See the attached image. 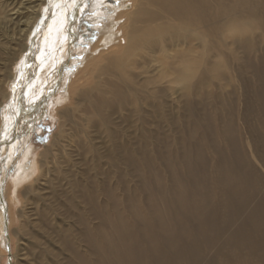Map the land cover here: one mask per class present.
<instances>
[{
  "label": "bare ground",
  "instance_id": "6f19581e",
  "mask_svg": "<svg viewBox=\"0 0 264 264\" xmlns=\"http://www.w3.org/2000/svg\"><path fill=\"white\" fill-rule=\"evenodd\" d=\"M55 1L41 0L44 8L38 16L43 15L36 24L29 25V20H25L22 29L31 26L33 30L29 28V43L23 45L25 56L21 66L24 70L17 74L10 96L4 95L9 98L6 107L9 117H4L0 124V156L4 147L16 150L17 155L20 152V161L12 160L9 168L16 175L15 181H23L36 168L42 171L49 163L46 155H49L50 146H47L40 153V164L35 165L37 154H33L28 144L34 121L44 114L49 98L53 96L54 99L58 87L65 84L63 71L78 64L71 58L74 47L82 40V25L101 12L117 18L113 24L121 22L115 38L112 40L113 34L111 38L98 35L99 39L85 55L69 84L68 106L53 109L59 114L60 125L73 123L70 133L77 134V128L78 133H88L90 123L95 126L91 131L99 132L101 122L109 118L116 104L122 112L134 111L144 117L151 107H159L162 103L157 99L159 93L167 90L174 94L176 85L184 84L187 89L191 85H210L217 72H221L224 83L232 84L233 78L228 81L225 77L231 62L243 71L255 69L261 76L262 84L253 86L256 97L260 96L258 116L264 118V0H128L127 5H120L112 14L113 7L109 5L99 9L103 0H76L72 5V0ZM58 1L62 3L61 7ZM48 30L51 32L47 40L45 31ZM250 33L254 34L255 43L249 39ZM64 34H67L66 38ZM89 36L94 37L95 33ZM57 38L66 39L63 57L56 49L63 47L62 42L54 43ZM238 48L239 53L236 52ZM256 51L260 52V57L254 62L250 54ZM240 53H243L242 58H237ZM244 60L245 65L240 62ZM148 68L154 69L155 76L148 75ZM165 77L167 87L164 86ZM250 81L245 73L239 77L242 85H250ZM32 102L33 105L28 107L27 104ZM17 107L20 109L15 112ZM103 112L106 113L104 117L101 116ZM79 114L83 116L78 119ZM13 132L18 133L17 138L13 139ZM91 140L79 144L83 163L65 161L50 152V161L58 159L63 164L55 168V174L59 175L62 167L64 173L69 172L72 165L74 175L85 181L86 169L87 172L91 169L92 173L99 170L101 157ZM232 142L228 154L225 148L218 149L217 160L202 156L203 162L191 163L190 152L186 151L182 161L189 168L188 175L172 173L165 182L151 174L150 183L146 181L143 187L156 216L152 219L141 216L140 231H133L125 220L115 225L110 218H104L110 225L107 233L120 237V244L111 245L109 256L102 257L104 264H169L171 260L185 258L183 250L196 261L208 250L201 264H208L209 255H213L212 264H221L218 252L224 250L223 246H242L246 254H236L246 264L264 263V174L250 162L245 142ZM107 145L110 156L114 145L111 140H107ZM115 157L116 154L112 158ZM87 159L90 164L86 168ZM257 159L264 167V155L260 154ZM194 170L196 175L192 176ZM106 191L113 192L112 189ZM168 191L172 192L171 197L167 196ZM5 192L0 166V236L7 256L6 244L9 245V264H12L9 205ZM70 196L78 202L77 208L82 209L80 195L75 191ZM110 199H114V208L118 212V200L113 196ZM137 205L138 199L132 206ZM127 207L123 206L122 210ZM94 212L99 215L98 208H94ZM187 216L189 221L185 219ZM257 246H261L260 252H257ZM191 262V258H186L183 264Z\"/></svg>",
  "mask_w": 264,
  "mask_h": 264
},
{
  "label": "rangeland",
  "instance_id": "374dc122",
  "mask_svg": "<svg viewBox=\"0 0 264 264\" xmlns=\"http://www.w3.org/2000/svg\"><path fill=\"white\" fill-rule=\"evenodd\" d=\"M75 1L72 0L71 5ZM58 2L60 5L61 2ZM103 2L99 9L109 5L113 7L112 14L120 5H127L129 1L103 0ZM40 3L41 0H0V61L3 62L0 66V124L4 117L7 116L6 119L9 117L6 110L9 98H5L4 95L10 96L16 84L17 74L24 70L21 66L25 56L23 45L29 43V32L33 27L22 28L24 22L28 20L29 25L41 20L43 13L40 16L38 13L44 5ZM51 10L53 11L54 7ZM31 16L34 18L30 19ZM116 20L118 19L101 12L91 16L90 20L82 25L81 29L84 31L80 35L82 42H78L74 47L73 59L71 58V61L76 60L79 65L63 71L65 84L62 88L58 87L54 99L53 96L49 98L44 114L34 121L28 144L33 154H37V158L34 157L38 160L35 161V165L40 164V153L45 151L47 146H50L49 155H46L49 163L43 166L42 171H37L36 168L28 179L23 178V181L21 179L17 182L15 173L9 168L12 160L15 163L20 161V150L18 155L15 154L16 150L12 151L8 147H4L1 152L0 166L6 189L4 196L9 205L12 264H104L102 257L109 256L111 245L120 244V237L107 233L110 225L103 219L110 218L111 223L115 225H118L120 220H125L133 231H140L143 222L141 216L148 219L156 216L143 187L145 182L150 183L151 174H156L165 182H168L172 173L188 175L189 168L182 161L186 151L190 152L191 163L203 162L202 156L208 160H217L219 148H225L228 154L232 149V141L240 144L245 142L246 150L251 156L250 162L264 174V167L257 159L260 154L264 155V118L258 116L260 96L256 97L254 93L255 87L262 84L261 76L255 69L243 71L233 62L229 63V72L225 74L228 81L233 78L232 84L224 83L221 72H217L214 74L212 84L207 86L191 85L190 89H187L184 84L179 87L176 85L178 88L175 86L174 94L167 90L159 93L157 99L163 104L161 103L159 107L152 104L154 107H151L144 117H140L134 111L122 112L120 105L116 104L115 110L109 113L107 120L102 121L99 116V121H102V129L99 132L91 131L95 126L90 123L88 133H78L77 128L75 133L81 135L77 136L70 133L72 122L60 125L59 114L53 109L68 106V87L82 65L85 55L99 39V34L101 38L105 36L111 38V34L112 40L115 38L121 24V22L113 24ZM50 32L45 31V39L50 37ZM92 33H95L94 37L89 36ZM249 35H251L249 39L255 43L254 34ZM66 37L67 34H64V38ZM63 39L57 38L54 43L58 45L62 42L64 47L66 39L65 41ZM63 47L56 48L60 50L59 55L62 57L66 51ZM239 51L238 48L236 52ZM242 54L240 53L237 58H242ZM250 55L251 59L257 62L260 52H251ZM240 62L244 64L245 60ZM147 73L149 76H155L152 68H148ZM242 73L251 80L250 85H242L239 82ZM208 74L207 72L206 75ZM10 78H13L12 81ZM164 80L166 82L164 86L167 87V77ZM53 100L55 102L49 104ZM33 103L27 106L30 107ZM19 109L20 107H17L14 110L18 112ZM105 115V112L101 114L102 117ZM81 116L83 115L79 114L77 118ZM18 133L13 132V139L18 137ZM89 138H92L91 143L101 157L98 162L100 169L94 173L91 169L88 172L86 169L83 174L85 181L74 175L76 172L72 165L69 166V172L64 173V167H60V174H55V168L63 164L58 159L50 161V152H54L65 161L76 160L77 163H83V152L79 144L88 142ZM107 140H111L114 145L110 156ZM114 154L115 159L112 158ZM88 160L86 168L90 164ZM203 173L206 177V173L204 171ZM193 175H196L195 170L192 172ZM108 189H112L113 192L108 193L106 191ZM75 191L80 195L82 209L77 208L78 202L70 196ZM111 196L118 200L116 201L118 212L115 211L114 199H110ZM167 196L171 197L172 192ZM137 199L139 205L132 206ZM123 206L128 207L122 210ZM94 208L99 209L100 217L95 214ZM132 208L134 210H131ZM185 219L189 221L190 217L187 216ZM223 248V251L218 252L221 264H246L240 255L236 254H246L242 246ZM256 249L257 252L262 250L261 246H257ZM207 252L208 250L199 261H196L183 250L182 256L186 257L180 261L171 260L169 264H183L186 258L192 259L190 264H201ZM212 260L213 255H209L208 264H212ZM217 260L219 261L218 258ZM0 264H7L1 236Z\"/></svg>",
  "mask_w": 264,
  "mask_h": 264
},
{
  "label": "water",
  "instance_id": "95a60500",
  "mask_svg": "<svg viewBox=\"0 0 264 264\" xmlns=\"http://www.w3.org/2000/svg\"><path fill=\"white\" fill-rule=\"evenodd\" d=\"M2 200V197L0 196V201ZM6 248H7V252H8V256H7V264L10 263V252H9V245L6 244Z\"/></svg>",
  "mask_w": 264,
  "mask_h": 264
}]
</instances>
